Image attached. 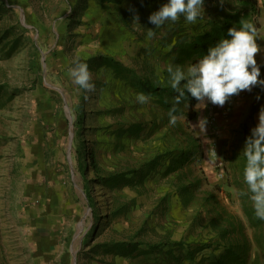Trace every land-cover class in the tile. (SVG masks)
<instances>
[{"label":"rangeland","instance_id":"obj_1","mask_svg":"<svg viewBox=\"0 0 264 264\" xmlns=\"http://www.w3.org/2000/svg\"><path fill=\"white\" fill-rule=\"evenodd\" d=\"M121 1L0 0V264H209L224 251L210 223L217 209L238 218L232 236L246 237L247 264H264V220L242 194L246 138L217 153L196 106L190 130L198 148L175 163L172 151L193 146L176 140L160 102H137L124 81L85 90L69 76L74 62L103 50L105 24L125 33ZM243 1L204 0L196 23L166 22L148 50L156 56L168 40L194 38L208 20L246 8ZM164 3L147 0L142 13ZM131 17L146 33L137 13ZM89 72L92 84L112 79L104 68ZM92 151L99 176L89 163L87 175L79 169ZM189 178L200 188L182 189Z\"/></svg>","mask_w":264,"mask_h":264},{"label":"clouds","instance_id":"obj_2","mask_svg":"<svg viewBox=\"0 0 264 264\" xmlns=\"http://www.w3.org/2000/svg\"><path fill=\"white\" fill-rule=\"evenodd\" d=\"M203 5L204 0H166V3L149 15V21L160 27L183 16L187 23H196L204 12ZM153 35L154 32L149 28L147 36L150 38ZM257 36L254 23L242 21L239 28H229L227 36L209 46L207 52L195 63L186 68L169 64L166 71L171 87L177 93L168 112L169 123H176V104L189 94L201 106H206V102L223 106L231 96L244 90L250 91L255 85H264L261 67L256 59V54L260 51ZM68 74L80 88H94L86 63L74 62L69 67ZM148 100L149 96L146 94H136L137 102L144 104ZM243 154L246 157L244 182L248 191L242 194L248 195L252 201L255 216L264 220V107L260 110L259 122L251 129V134L245 141Z\"/></svg>","mask_w":264,"mask_h":264},{"label":"crops","instance_id":"obj_3","mask_svg":"<svg viewBox=\"0 0 264 264\" xmlns=\"http://www.w3.org/2000/svg\"><path fill=\"white\" fill-rule=\"evenodd\" d=\"M242 5L246 6V8H242V10L246 9L248 11H250L253 6V17L255 19L254 22L258 33L256 40L257 44L260 46V51L256 54V59L258 65L261 67V77H264V0H244ZM118 12L121 16V22L124 26L125 33L118 35V32L111 27V23L108 25L105 24L103 28L105 40L101 48L103 50L98 53L94 52L90 55L88 54L81 58L84 60L83 63L88 65L89 70H99L100 68H104L106 69L107 74L109 73L112 75V79L95 81L94 85L96 88H111V80L124 81L132 87L130 77H134L132 76V73L128 76L127 74L125 76H120L118 71L110 66H94L95 62L91 60L97 58L96 56L98 54L100 55V53L115 58L119 61L120 65L130 68L133 71V74L140 77L147 76L150 72V75L154 74L155 77L169 78L166 71L169 64L181 68H186L189 64H192L190 58H182L181 51L175 49L174 44H176V39H174V42L172 41L169 43L168 48H161L156 56H152L153 51L150 49L148 50V48L155 44L157 39L154 40V36L149 38L147 32L149 31V28H151L152 31H160L161 29L156 27L152 22L151 27H149L150 25L146 26L147 23L143 16L144 13L139 10L137 12L139 19L137 20H141V23L148 28L146 31H143V33H146L142 34L135 28V25L131 24L130 21L132 17L129 16L130 14L128 10L125 11V17L122 9ZM172 26L175 27L176 24H172ZM210 29L211 26L208 27L206 32ZM175 30V28H172L171 30H166V32L171 33ZM158 33L159 32H154V35H157ZM179 33L180 32H177V34ZM194 38H197V34ZM190 39L192 40L193 37L189 36L188 40L184 41V43L190 41ZM161 55H164L165 58L160 57L162 58L160 64L155 63L157 57ZM129 86L127 88H129ZM117 93L119 94L118 96L121 97L123 95L122 89ZM169 100L172 107L174 104V96H170ZM155 102L158 104V100H155ZM196 106H200V119L205 120V125L209 124L205 136L210 140L214 150L217 153H221L223 150L222 148H224V146L227 148L231 147V143L236 138L241 137L242 139H247L251 134V129L259 122V113L261 108L264 107V85H255L250 91L244 90L238 95L231 96L223 106L215 105L211 102H206V106H201L200 103L196 99H192L189 94L187 98L182 99L179 104H176V112L174 113L176 116V123L173 125H176L178 128L177 130L179 131L175 134L176 140L183 141L186 144L189 143L191 138L190 116L192 114V109Z\"/></svg>","mask_w":264,"mask_h":264},{"label":"trees","instance_id":"obj_4","mask_svg":"<svg viewBox=\"0 0 264 264\" xmlns=\"http://www.w3.org/2000/svg\"><path fill=\"white\" fill-rule=\"evenodd\" d=\"M127 0H123L121 2H116L115 4L119 6V10L122 9V12L125 17V11L128 10L129 16H133L134 13H137L139 10L142 11L143 4L146 3L147 0H130L132 1V6H125L124 3ZM127 15V14H126ZM142 16V15H141ZM143 16L145 17V22L147 23L146 26L151 27V22L149 21L148 14L144 13ZM139 17V15H137ZM139 19V18H138ZM203 20V19H202ZM142 22L141 20H139ZM206 25L205 29L197 34V38H193L191 41H187L184 43V41L188 40V38L179 37V40L176 41L174 44L175 49H179L181 51V57L184 59H191V63H195L203 54L207 52V49L209 46L215 44L218 40L224 38L228 34V29L231 27H237L239 28L241 26L242 21H251L255 25V19L253 17V6L250 11L246 9H240L236 10L233 14L221 16L220 18H215L213 22H209ZM211 26V29L206 32L208 27ZM256 26V25H255ZM184 30H177L176 32H182ZM199 35V36H198ZM173 40H168L169 43H171ZM174 49V50H175ZM178 51V50H177ZM97 58H94L91 61H94V66L101 67V66H110L114 70H117L120 76H125L127 74L130 75L132 73V76L130 77L131 86L137 93H144L150 98H154L156 101L161 103V106L166 110L167 114L169 112V108L171 107L169 97L175 96L177 93H175V90L171 87V83L169 78H160L155 77L154 74L150 75V72L147 74V76L140 77L135 74H133V71L125 67L124 65H120L119 61H117L113 57H109L107 54H98L96 56ZM84 60H79V62H83ZM159 82V83H157ZM102 84V83H101ZM160 98H162L160 100ZM192 99H195L192 97ZM78 122H81L78 120ZM172 128H175L177 130V126H172ZM135 128L133 126L130 127L131 133H133ZM126 134V133H124ZM194 140L192 139V135L189 141V145H192L193 148L185 150H174L172 153L174 154L173 160L176 163L177 161H182V157L186 159L190 154L193 152H196L194 149V144H192ZM184 161V160H183ZM86 163H89L88 166L93 167L94 171L96 172V175H100L101 168L98 164V160L96 156L94 155V152L92 151L89 156V162H83L79 165V169L82 170L85 175H87V169ZM87 177V176H86ZM102 177V176H101ZM114 177V176H113ZM103 178V177H102ZM112 181V177H110ZM189 178V185H183L181 186L182 189H185L187 191L190 190V186L199 187L201 185V180H191ZM87 195L89 196V193L87 192ZM191 199L189 198L187 201L189 202ZM219 212L215 213L216 216H213L210 223L213 226L214 230H216L217 234L215 236V239L221 238L223 240V248L224 251L220 253L216 259L212 260L209 264H247L248 263V257H249V244H247L246 237H244L243 241L241 240V237L235 239L232 235V230L235 229V222L237 219H232L231 215H227L225 217V214L222 210L217 209ZM245 227L244 223L240 222L238 224L237 229H243ZM232 229V230H231ZM244 230V229H243ZM181 248H188V253L186 256L191 260L194 261V251H192L191 246L187 244L185 241L180 240L176 243ZM195 264V263H194Z\"/></svg>","mask_w":264,"mask_h":264}]
</instances>
